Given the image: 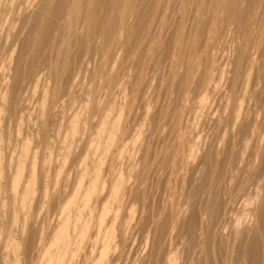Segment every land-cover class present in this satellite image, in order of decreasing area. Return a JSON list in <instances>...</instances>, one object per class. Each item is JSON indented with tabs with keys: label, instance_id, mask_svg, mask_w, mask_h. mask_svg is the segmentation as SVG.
<instances>
[{
	"label": "bare ground",
	"instance_id": "obj_1",
	"mask_svg": "<svg viewBox=\"0 0 264 264\" xmlns=\"http://www.w3.org/2000/svg\"><path fill=\"white\" fill-rule=\"evenodd\" d=\"M183 1L185 3H189V5L192 3L196 4L194 7H196L195 10H197L198 14L195 15L193 18L191 15V19L189 20L188 23L190 24V26L189 25L187 26L189 27V31L182 32L178 36L175 35L176 36L175 40L174 38L172 39V41L173 40L175 41V43L173 44L174 48L172 49V51L170 49L172 47L171 44L165 41L166 39L164 38V36H162L161 31L157 29V27H159L160 24L164 22V17H161V13L165 6V0H13L11 3V9L14 12L16 18L15 20L17 22V24L15 23V25L17 26V30L16 32L12 31L10 37H12L11 39H13L17 45H19L18 43H20L19 46L20 48L17 46L19 50L15 51L17 53L15 57H13L14 54L12 53L13 56L10 55L11 57L9 56L10 58L9 57H8L9 59L7 58V63L9 62V64H7L8 69L5 67L7 69V72L4 73L5 83L2 85V89H1L2 92L0 94V118L2 117L3 112L5 110H7L6 113L8 116L7 115L6 116L9 117L10 120L16 118L17 113L19 112L17 111L19 110L18 109L19 101L21 100L20 92L21 89H24L23 87L24 84L26 85L29 82L34 84L36 83V85L41 84L43 85V91L41 93V104H40L41 108L39 107L40 112L38 113H40L39 116H41V127L44 132L43 137L44 139L47 138L49 135V130H48L49 129L48 123L50 120L49 117L51 118L50 115L53 112V107L59 102V100L62 97L61 95H63L64 92H66V95L67 94L71 95L70 94L71 90L74 89L72 87H74V85L77 84V83L75 84L74 81L75 80L74 72L76 70V66H78L79 64L80 66L83 65L84 58L85 59L87 58V61H91L94 59L96 60V57L99 54H105L109 57L113 55H117V57H119L122 60V62L125 61V59H127L129 55L130 56L131 54L134 55L135 56L133 62L134 67H132V70L134 71L133 68H135L136 72L130 78V80L128 78L126 84L128 87L132 86V91L134 93L142 94L144 92L143 85L139 83H142V72H143V66L145 65L144 57L146 56L147 52L151 53L150 56L152 57L153 55L151 59L155 58L154 59L155 65L158 68H160V70L163 72L160 73L159 75L160 80L158 82L160 86L165 87V88L163 87L164 88L163 91L167 89V91H165L164 93L168 92L167 94H170L171 92L172 94H174V96L171 94L173 97L170 98L171 100H169V102L167 101L168 104L164 103L163 105H161L160 104L161 102L159 103L161 105L160 106L161 109L160 111L158 109L157 111L158 113L157 112L156 113L154 112L155 114L150 113L151 110H148L149 109L147 108L148 104H146L147 114L153 116V118H151V116L149 115L150 119H153V121L155 120L156 122L155 121L153 122L152 120L150 121H152V124L153 123L154 125L156 124L155 126H157V129L160 127L162 122L169 121V124L167 123L168 126L170 125L169 135L170 137L174 135L173 136L174 138L172 139L170 138V139L171 142L174 139L173 141H175V144H172L174 143L172 142L171 143L172 145H170L169 141L167 143L166 140L165 145L164 143L162 144L165 146L163 148H165L166 150L163 149L162 146H159L161 147L160 148L161 151L163 150L161 152V154L163 153V155L165 151H166L165 154L168 153V151H170V154L168 153V156L162 155L163 158H161L160 155H158L160 154V152L158 151H157L158 153L156 152V150L159 149L158 148L155 150L158 157L154 159L153 156L154 152L151 150L152 147L150 148V152L152 151V155H150L151 153L148 150H146L147 143H145L144 145L142 144L141 146H143L144 152L142 151L141 152L144 154V157L142 153L140 151L139 152L141 153L140 160H142L141 162L143 163L141 164V162L138 160L139 162L138 163L134 162L131 166V169L129 170L130 171L129 179L132 180L134 179V181L131 182L130 185L128 184L129 186H126V182L121 175L115 180L113 179L111 190H108L109 192L107 193L108 197L106 195L104 196L103 199L100 198L102 194L99 193L100 192L99 183L101 179L99 167L102 159L101 161H99V163L97 162L98 164H96L95 166L96 168L95 173L93 174L92 178H90V182L88 186L85 187L86 189H84V193H82L84 194V198H83L84 200L82 204L83 209L80 210L79 213L77 214L78 218L77 221L75 222V226L78 227V233L77 236H75L77 239L75 241V245L79 247L84 243L85 239L87 238V233L92 223V219L84 218L85 216L84 213L88 208L91 207V201L95 199L96 201L93 200L94 202L102 203L105 197H107V200L109 198V201L104 205H102L101 209L98 212V216L96 215L97 218L96 224L98 227L97 241L101 239V244L99 248V253L92 264H105L106 262L113 261L112 259H114V256H111L112 254L110 255V258L108 257H109V253L115 248L118 247L121 248L120 249L121 251L119 252L120 256L123 253V250L125 251V247L127 244V232L128 229H130V223L125 218L123 219L122 217H120V215L115 214L110 224L109 223L108 225L106 224V231L103 235H101V238H100V233L102 227L105 226L107 215L109 214L112 208L110 207L111 205H109L110 202L117 201L119 203L123 197L124 198L126 197V195H128V197L130 196L132 198H136V200L137 199L140 200L141 202H139L140 203L139 205L143 203L142 204L143 206L145 205L147 206L148 216L146 218L147 220L149 219V221H151L152 224V230H151L153 232L152 248L149 249L150 252L147 255H145V257L142 258L143 261L141 260L140 262L141 264L142 262L146 261V259L148 260L152 259V257L155 258L154 261L157 262L163 256H165L164 264L165 263L187 264L186 261L188 262L191 261V264H202V261H198V259L197 261L194 260V258H196L195 254L197 253L196 254L197 256L198 253H200V250L204 251L205 249H208L212 245L216 247V250L213 251L217 252V254L214 255L213 258L214 263L211 261L212 264H264V232H263L264 186L261 187L260 184L258 185L257 183V186L255 187L256 189L255 192H252L253 194H251L250 197L247 196L248 199H245L246 201L242 202L244 206L246 205L245 206L246 208H248L247 206H249V208L247 210L245 208L246 213H243L240 217H236V218H232V213L237 208L235 206V203H233L232 200L229 203H226L225 201H223V199H220V197L222 196L218 197L219 190L221 189V184L226 176L225 174L227 173V178L230 181H232L235 178L236 174L239 173L238 171L240 167L241 169H243L242 168L244 167L243 165H246L245 163L241 166V163L246 162L245 159L246 156L248 155V150L250 149V147H252V145L254 146L252 148L253 149L255 148L257 152L254 154L255 161L254 159H252L254 158V155L251 158L252 149L250 150L251 154L249 153L251 155L250 161L251 160L254 161V164L251 167L253 172L251 171L250 172L251 175L249 174L250 178L252 179L254 178L255 181L258 179L256 177L259 176L264 177V145L262 144L264 142H261L263 140L261 137L262 135L261 136L258 135L259 131L257 132L258 129L256 127L257 125L255 123L256 121L255 122L254 120L252 121L254 116H252L251 120L248 118L249 122L251 121L252 123L254 122L256 124V125L253 124V127L251 123L249 124L248 121L247 122L245 121L244 116L246 114L244 113L245 114L244 116H242L241 114L242 103L240 101V99L242 100L243 98L244 100L246 98L245 96L248 95L247 93L248 91H251L249 93V95L250 94L251 95L248 96L247 99L249 97H250L249 99L251 100L256 99L257 101H260L261 103L260 106L262 105L264 106V51L262 52L259 49L258 45L255 42L256 38L250 35V31L254 28V27L252 28V26L258 23L259 36L264 38V0H255L252 2L251 0H183ZM256 3L261 8L259 12L256 10L257 9ZM208 4L211 7V9L209 10H212L213 12L219 11L220 13L217 14L218 15L221 14V16H219L220 20L226 23V25L231 26L230 30H232V34H230L231 35L230 40L232 41L233 44L232 50L235 52L233 54H236L232 56L233 57L232 61L235 62L236 60V62L241 66L235 68L236 69L235 75L233 74V76H228L226 78V83L228 85L226 88H230L231 91L229 92H231V94H234L233 96L236 98V94H238L242 88V86L240 88V86L237 83L238 82L237 77L239 75L238 72L240 73L241 71L239 70L245 67L249 68V70L256 69V71H258L257 82L258 84H261V87L259 86L260 90L254 91L253 93H252L253 89L249 88L248 90L249 86H253L250 83L252 80L253 73L251 74L252 71L250 73L246 72L247 73L245 79L246 86L245 89H242L244 90L242 94L243 96L241 95L240 99L237 96V99H239L240 101L239 106L234 112L233 119H231L232 122L226 123L227 126L231 124V127L230 125L228 126V128L226 127L227 130L230 128L229 131L227 132L224 131L225 133H223L224 137L227 136L226 140L228 139L227 140L228 147L234 150L236 146L240 145L239 146L240 148L239 151L235 153V156L231 157L227 169L226 168H225L226 170L224 169L225 173L223 174L222 172L223 170L221 171L220 168L219 170L217 169L214 170L213 175L212 172H210L209 175L208 171L212 170V168L211 170H209L210 165L212 167L216 157L221 153L220 152L221 148L217 146L215 147L214 141L209 145L201 141L202 144L195 143L192 146L191 145L188 146L189 145V143H187L188 141L186 140V138L183 137L184 141L182 138L178 142L179 137L180 138L182 137L179 136L181 135V129H182L181 126L182 118H183L182 111H184L182 109L188 106L190 111H192L193 106L192 104H191L192 107H190V105L187 104L186 106L185 104H175L179 100V97L181 96L183 97V95H186V98L190 100V97H193L194 92L196 93V90L203 88L208 89L210 84L212 83V80L214 79V75L212 74L214 70L213 49H214V44H216L214 42L215 41L218 42L221 36L217 35V33L214 36L208 34V15H209ZM1 7L3 8V6ZM183 12L184 10L182 11V13ZM192 14H193V10H192ZM216 20H218V17H215V21ZM217 29L219 28L214 27L213 29L211 28V31L215 33L217 32ZM168 36H170V34ZM166 38L167 40L171 39V37H166ZM259 41L261 42L262 40ZM228 43L230 42L228 41ZM2 45H4V42L2 43ZM258 51H261V56L263 57L260 65L257 62V57L256 58L254 57V55ZM169 54H172V59L170 60L169 65H167L168 66L167 67L164 64L165 62L164 60L166 57L169 56ZM148 57L149 55L147 56V58ZM229 57L230 56H228V58ZM230 59L231 57L229 58V60ZM87 61L85 60V62ZM233 62L231 64H233ZM146 63L148 64V62ZM92 65L94 66V64ZM161 65L162 67L165 66V68L167 69L164 68L161 69L162 68ZM237 66L238 65H236V67ZM78 68L79 67H77V69ZM246 71H248V69ZM225 73L227 74V71L225 72V70H222L221 79L224 78ZM158 74L159 73H157V75ZM101 76H103V74ZM116 79H117L116 74L113 73V75H110V77L106 82L109 81V84H114L116 82L115 81ZM159 84L154 88L157 87L159 89L160 87ZM237 87L240 89L238 90ZM163 91L161 90L162 93ZM157 92L155 93L157 94ZM229 96L231 98V95ZM198 102L199 104H195V105H198L196 106L198 107L197 109L198 110L201 109V111L200 110L199 111L203 113L202 110L205 107L206 98L204 97L200 99ZM151 105H149L150 108L152 107ZM246 106L248 108V105ZM262 107H260L261 111L263 109ZM198 110L195 112L193 111L194 116L196 117L200 115V112H198ZM55 112L57 111L55 110ZM222 117L220 116L219 120H217L219 125L220 123H222V121H224L223 119H225V117L223 118ZM120 118L121 115H119V117L116 120L109 122L110 116L107 114L105 116L104 125L97 134L98 135L97 139L102 140L103 137L102 135L103 133H105V130L107 128V134H105L106 140L104 142V145L102 144L103 145L102 153L105 155L109 152L110 146L114 143L117 136L119 135L118 134L119 131L123 130L122 129L123 123L121 124ZM80 119L75 118V120L71 123L69 129L70 136L77 134L78 131L80 130L78 127V123H81ZM225 121L223 123H225ZM223 123L222 125L225 126ZM109 124L110 127L108 128L107 126ZM164 126L163 128L161 127L160 129H158V131L161 129L163 130ZM215 129L214 131H216ZM143 131L144 133H147L145 132V130ZM211 133H213V131ZM261 133L262 132H260V134ZM155 139H157V137H155ZM221 139L225 140V138H221ZM259 139L262 140L260 141ZM254 141L257 142L258 145ZM259 141L261 142L262 145L258 143ZM149 145L150 143L148 144V147ZM225 148H227V146ZM66 149L67 152H69L68 146L66 147ZM229 149L227 154H229ZM138 150H142V147H140V149ZM29 152H30V145L28 143L23 144L22 146L23 156L27 157L29 155ZM229 156L227 158H229ZM1 159H0V215L7 213L9 215V219L12 222L17 221L19 212H23L25 216L30 217L32 210V202L34 201L35 198L34 174L36 170V162L35 161L33 162L31 175L28 178L29 180H27L26 182L23 181L24 168L26 166V162L25 160H21V159L17 161V163L13 168L14 170L11 172L10 175H8L9 179L6 182H3L1 178L4 172L3 170L5 169L2 166ZM212 159L213 161H210ZM256 160L258 161L257 163ZM217 161L218 160H216L215 163ZM247 161H249V159ZM169 162L172 164L170 165V168L172 166V169L173 170L175 169L173 172H175L176 174H177L176 172L177 169L179 171H183V173L181 172V175H179V173L175 175L174 173L175 176H180V178H175V179L176 180L179 179L178 181H181V183L178 182L179 185L177 183H175V185H177L176 195L179 194L177 198L178 199L181 198V199L177 200V202L175 203H171V204L168 203L169 205L167 204L163 207H159V206L155 207L154 205L150 206L148 203V199H150L149 192L147 194V191L149 190H147L146 183L149 177L153 176L154 179L157 180L156 187H158L161 180L159 177L161 176L162 178L161 173L159 176V172L162 171L164 168H166L165 166ZM138 164L142 166L141 172L140 171L138 172L137 170L140 169V167L138 168L137 166ZM220 164H218L217 162L216 165H220ZM263 177L262 179L259 178L260 182L261 180L264 182ZM170 181L171 180L169 178V182ZM236 184H239V182L238 183L236 182ZM175 185L173 186V188L175 187ZM166 186H168V183L166 184ZM236 187L238 188L237 192L239 193L242 192L243 190H246L247 192V189H245L248 188L247 186L237 185ZM246 192L245 191L243 192L245 193L244 195L248 194V193L246 194ZM3 193L7 194L6 196L7 201H4V198L2 197ZM239 193L237 194L236 197H234L236 198L235 199L236 201H238L237 199L239 198L238 196L240 195ZM47 194L48 193L46 190L45 196ZM247 197L245 196V198ZM234 198L232 199L234 200ZM53 199L51 201H55ZM241 199H244L242 198V195H241ZM7 203H9L10 205L9 208H6ZM71 203H73V201ZM235 214H237L236 211ZM222 218H224L225 222L228 223L231 222V226L229 230H227V232H226V227H224L225 228L224 231L222 230L219 231L218 229H215L214 225H216V223H218L217 221H219V219ZM248 218H253V220H250ZM23 222L24 225L22 226L21 229L22 231H24V229L27 227L29 228L32 227L31 226L32 223L30 225L26 219ZM71 224L73 223L71 222ZM71 224H69V215H67V217L60 222V228L54 234L52 246L43 253L41 259L42 264H69L70 261L73 260V255L70 253L72 248L71 250H69L70 244H72L71 240H73L71 239L70 236L71 233L69 232V227ZM10 227H9L10 234H13V232L15 233V231L17 233L18 232L20 233L19 229L17 230L13 229L15 230L13 231L11 230L12 228L10 229ZM28 231H29V235L27 237L26 236L22 237L18 235L16 237V234L15 236L10 235L12 238L10 239L7 247L8 250L14 256L13 264H20V262H23L24 264H32L34 259L36 261V257H35L36 250H37V254L40 253V251L42 250L41 248L42 245L40 246V244L38 243L39 240L36 239L37 236L36 233L32 232L34 230L32 229V231L31 230ZM165 236H170V237L173 236L175 238L179 237L181 239L179 240L181 241L179 243H181L183 247L181 252L186 254V258L183 259L182 263L180 262L181 257L177 253H172L166 250L165 247L166 245L163 244V240L165 239L164 238ZM77 251L78 250H76V252ZM40 255L41 254H39V256ZM206 255L207 257H205L204 260H205V264H208L210 260L209 259L210 255L208 251ZM146 264H148V262Z\"/></svg>",
	"mask_w": 264,
	"mask_h": 264
},
{
	"label": "rangeland",
	"instance_id": "obj_2",
	"mask_svg": "<svg viewBox=\"0 0 264 264\" xmlns=\"http://www.w3.org/2000/svg\"><path fill=\"white\" fill-rule=\"evenodd\" d=\"M12 1L13 0H0V5L3 6V8L0 6V20H1L0 21V39H1L0 40V94L2 92L1 91L2 85L5 83L4 73L7 72V69H8L7 64H9V62L7 63V58L10 55L13 56V54H14L13 57H15L17 55V53L15 51L16 50L18 51L19 50L18 47L20 46V43L17 42L19 44V45H17L16 42L13 39H11L12 37H10V35L12 34V31L16 32V30H17V26L15 25V23L17 24V22L15 20L16 18H15L14 12L11 9ZM252 1H255V0H251V2ZM193 4L194 3L189 5V3H185L183 0H169V1L165 0V6H164V9L162 11L163 14L161 13V17H164L165 24L163 22L162 24H160L159 27H157V29H159L161 31L162 36H164V38L166 39L165 41L171 44V46H172L170 48L171 51L174 48L173 44L175 43L174 40H175L176 36H178L182 32L189 31V27H187V26L188 25L190 26V24H188V23H189V20L191 19V15L193 18L195 15L198 14L197 10H195L196 7H194L196 4H194V5ZM256 5H257L256 10L259 12L261 10V8L259 7V5L257 3H256ZM208 7H209L208 8V14H209L208 15V34L214 36L217 33V35L221 36L220 40L218 42H216V41L214 42V43H216V44H214V49H213L214 70H213L212 74L214 75V79L212 80V83L210 84L208 89L203 88V89L196 90V93L194 92L195 96L193 95L194 98L190 97V100H189L188 98H186V95H183V97L181 96L182 98L179 97V100L177 101L178 103L176 102L175 104H185V106L187 104V105H190V107L193 106L192 111H190L188 106L185 107L186 109L185 108L182 109V110H184V111H182L183 112V118H182V123H181L182 129H181V135H179L182 137L180 138L179 136H177V137H179L178 142L183 137L186 138V140L188 141L187 142V143H189L188 146H190V145L192 146L195 143L200 144L201 141L203 143H206L209 145L210 143H213V141H214V146L221 148L220 149L221 153L216 157V159L214 158L215 161L218 160L217 161L218 164H220V163L221 164L216 165L217 162L215 163V161H214L212 167L210 165V169H209V170H211V168H212V170L208 171L209 175H210V172H212V175H213L214 170H216V169L219 170L220 168H221V171L223 170L222 172L224 174L225 170L228 167V163H229L231 157H234L235 153H237L239 151L240 145L236 146L234 148V150L231 149L230 147H228V145H227L228 139L226 140L227 136L224 137L223 133L229 131L230 128L228 130H227V128L229 125L231 127V124H229L227 126L226 123L232 122L231 119H233L234 112L238 108L240 101L242 103V109H241L242 116H244L245 114L247 115V118L245 115L244 119L246 122L248 121L249 124L251 123L252 127H253V124H255V123L257 124V125L255 124V125L258 129L257 132L259 131L258 135H260V136L262 135L261 137L263 139V140L261 139L262 141L259 139L261 142H264V138H263L264 137V121H263V119H264V106L263 105H262L263 107L260 106L261 105L260 101H257L256 99L251 100V99H249L250 97L247 99V97L251 95V94L249 95V93L251 91L247 92L248 95L245 96L246 98L244 100L242 97H241L242 100L240 99V96L243 94V91H244L242 89H245V86H246V81H245L246 75H247V73H250L251 71H252L251 74L252 73L253 74H252V80L250 83L253 86H249L248 90H249V88L253 89L252 93L254 91L260 90L261 84H258V82H257L258 71H256V69H250L249 70V68L245 67V68H241L242 70L241 69L239 70L242 72L244 69V71L242 72L243 74L241 72L240 73L238 72L239 75L237 74L238 75V77H237L238 82L237 83L240 86V88L242 86V88H241L242 92H241V90H240V92L238 91L239 93L236 94V98L233 96L234 94H231V92H229V91H231V89L226 88L228 86L226 83V78L228 76H233V74L235 75V70H236L235 68H238L241 66L236 62V60H235L236 63L232 61V59H233L232 56H234L236 54H233L235 52L232 50L233 44H232V41L230 40L231 39L230 34H232V30H230L231 26L226 25V23H224L220 20L219 16H221V14H219V15L217 14V13H220L219 11L213 12L212 10H209V9H211L209 4H208ZM180 9H182V10H180ZM183 10H184V12L182 13ZM192 10H193V14H192ZM179 17L180 18L182 17V18L180 19ZM215 17H218L219 21L218 20L215 21ZM182 19H183V21H182ZM178 21L180 22V24ZM224 26L226 27V29ZM214 27L219 28V29H217V32H215V33L211 31V28L213 29ZM222 28H224V29H222ZM252 28L253 29L250 31V35L252 37L256 38L255 42L258 45L259 49L263 52L264 51V46H263L264 45L263 44L264 38L259 36V24L256 23L255 25L252 26ZM162 30H163V32H162ZM230 31H231V33H230ZM8 32H9V34H8ZM15 32H13V33H15ZM169 34H170V36H168ZM220 34H222V35H220ZM7 35H9V36H7ZM9 37H10V39H9ZM166 37H171V39L167 40ZM173 38H174V40L172 41ZM12 40H13V42H12ZM221 40H223V41H221ZM259 40H262V41L260 42ZM2 41L4 42V45H2V43H3ZM228 41L230 43H228ZM1 45H2V47H1ZM261 51H258L254 55L255 58L257 57V62L259 65H260L261 60L263 58L261 56ZM253 53H255V52H253ZM226 54H227V56H226ZM100 55H101V57H100ZM148 55H149V57L147 58ZM150 55H151V53H149V52L146 53V56L144 55L145 56L144 57L145 65L143 63L144 66H143V72H142V83H139V84L143 85V89H144V92L142 93L143 95L134 93L132 91V86L128 87L126 84L128 78L130 80V78L136 72L135 68H133L134 71L132 70V67H134L133 66V62L135 59L134 55H132V54H131V56L129 55L127 57V59H125V61H123V62L119 57H117V55H113V56L109 57L105 54H99L96 57L97 61L95 59L91 60V61H87V58L86 59L84 58L83 59L84 60L83 61L84 67H83V65L80 66V64L78 66H76V70L74 72V78H75L74 81H75V84L76 83L77 84L74 85V87H72L74 89H72L73 91L71 90V93H70L71 95H69V94L66 95V92H64L63 95H61L62 97L59 100V102L53 107V112L50 115L51 118L49 117L50 120L48 123L49 135L45 139L43 137L44 132H43V129L41 127V116H39L40 113H38V112H40L39 110L41 108L40 104H41V93L43 91V85L37 84L38 85L37 86L36 83L34 84V83H30V82H29L30 84L29 83L26 85L24 84V86H23L24 89H21V92H20L21 93L20 94L21 100L19 101V108H18L19 110H17L19 112L17 113L16 118L10 120V118L7 117L8 116L6 113L7 110H5L3 112V115L1 117L3 120L0 118V159L2 158L1 162H2V166L5 170H3L4 172H3V176L1 178V180L3 182H6L9 179L8 175H10L11 172L14 170L13 168L19 159L25 160V162H26V166L24 168V179H23L24 182L29 180L28 178L31 175L32 164L34 161L36 162V170H35V174H34V178H35L34 197L35 198H34V201L32 202V210H31L30 217L25 216L23 212H19L17 221L12 222L9 219V215L7 213H6L7 215L6 214L0 215V264H13V262H14L13 261L14 256L8 250V247H7L10 239L12 238L11 236H15V234H16V237H17V235L22 236V237H24V236L27 237L29 235L28 230L32 231V229L34 230L32 232L36 233V235H37L36 239L39 240L38 243L40 244V246L42 245L41 246L42 250L40 251V253L37 254V250H36V252H35L36 261L34 259L32 264H42L41 259H42L43 253L52 246L54 234L59 230L60 222L64 218H66L67 215H69V224H71V222L73 223L69 227V232L71 233L70 236H71V239H73V240H71V243L73 245L70 244L69 250H71V248H72L70 253L73 255V260L70 261L69 264H92L95 261L97 255L99 253V248H100V244H101V239H99L97 241L98 227L96 224L97 223L96 215L98 216V212L101 209L102 205H104L105 203H107L109 201V198L107 200V197H108L107 193L109 192L108 190H111L113 179L115 180L116 178H118L121 175L126 182V186H129L130 183L134 181V179L133 180L129 179V173H130L129 170L131 169V166L134 162L138 163L139 161L140 162L142 161V160H140V158H141L140 154L142 152H144V148H143V146H141L142 144L144 145L145 143H147L146 144L147 149L146 148L145 149L148 150L149 152H150V148L152 147L151 150L155 154V155L153 154L154 159L157 158L158 155H160V157L163 158L162 157L163 153L161 154V152L163 150L161 151V149H160L161 147H159V146H162V148L165 147L164 145L166 142L168 143V141H169L170 145L175 144V141H173L174 139L172 140V142H174V143L171 142V139L174 138L173 137L174 135L173 136L171 135L172 137H170V135H169V132H170V130H169L170 125L168 126L169 121L168 122H162L158 129H160L161 127L163 128V126L165 124L164 129L163 130L161 129L158 131L157 126H155L156 124L155 125H154V123L152 124L153 119H150L151 115L147 114L146 104H148L147 105V108H149L148 110H151L150 113L155 114L158 111V109L160 111L161 105H163L164 103L168 104L169 100H171L170 98L174 96V94H172L170 91H169L170 94H167L168 92L164 93L165 91H167V89L163 91V89L165 87L160 86V84L158 82L160 80L159 75H160V73H163V72L160 70V68H158L155 65V60H154L155 58L151 59L153 57V55H152V57ZM170 55H171V57H170ZM228 56L231 57L230 60H229L230 57L228 58ZM224 57L226 59L227 58L228 59L226 60ZM171 59H172V54H169V56L165 58V60H164L165 62L163 61L164 64L166 66L169 65V62ZM85 60L88 63L85 62ZM103 60H104V62H103ZM145 61L148 62V64ZM232 62H233V64H231ZM92 64H94V66ZM236 65H238V66L236 67ZM77 67H79V68L77 69ZM105 67L108 69H106ZM161 67H162V65H161ZM163 68L167 69V68H165V66L162 67L161 69H163ZM229 68H230V70H229ZM245 69L246 70L248 69V71H246ZM222 70H225V72L227 71V74L225 73V75H224V78H223L224 80L221 79ZM102 72H104V73H102ZM113 73L116 74V77H117V79L115 80L116 82L115 83L113 82L114 84H109V81L108 82H106V81L108 80L110 75H113ZM157 73H159V74L157 75ZM102 74H103V76H101ZM254 74H256V75H254ZM158 84L160 86L159 87L160 90L157 87L154 88L155 86H158ZM104 85H105V87H104ZM240 88H238V90ZM155 89H156V91H155ZM161 90L163 91L164 94L161 92ZM154 91L155 92L158 91L160 94L158 92L156 94ZM228 94L231 95V98ZM155 95H157V96H155ZM33 96H35V97H33ZM37 96H38V99H37ZM232 96H233V98H232ZM237 96L240 99V101H239V99H237ZM152 97H153V99H152ZM204 97L206 98V103H205L204 109L202 110L203 111V113H202V112H200L201 109H199L200 111L197 109L198 107H196V106H198V105H195V104H199L198 101ZM155 99H156V101H155ZM62 100H63V102H62ZM21 101H24V102H21ZM163 101H166V102L168 101V102L166 103ZM191 104H192V106H191ZM149 105H151L152 107L150 108ZM246 105H248V108ZM249 105H251V106H249ZM107 106H109V107H107ZM24 107H25V109H24ZM260 107L263 108L262 111H261ZM97 108H98V110H97ZM99 109L101 112L99 111ZM55 110L57 112H55ZM197 110H198V112H200V115L196 117V116H194V112ZM246 110H248L249 112ZM253 111H254V113H253ZM107 114L110 116L109 122L116 120L119 117V115H121L120 119H121V124L123 123L122 124L123 130L119 131V133H118L119 135L117 136L114 143L110 146L109 152L105 155L102 153V150H103L104 142L106 140L105 134H107V128L105 130V133H103V135H102L104 137V138L102 137L103 141L97 139V137H98L97 134L101 130V128L103 127L104 121H105V116ZM249 115H251V116H249ZM145 116H146V118H145ZM220 116L225 117V119H223L224 121L227 120V121H225V123H223L224 121H222V123L225 126H223L222 123H220V125H219L217 120H219ZM252 116H254L253 119H252ZM260 116H261V118H260ZM6 117L9 119H7ZM75 118H79V119L81 118L82 119V120L80 119L81 123H78V127L80 130L78 129L79 131L77 134L70 136V134H69L70 125L75 120ZM151 118H153V116H151ZM214 118H217V119H214ZM248 118L250 120L252 119V121L254 120V122L255 121L256 122L255 123L254 122L252 123L251 121L249 122ZM146 119H147V121H146ZM246 119H248V120H246ZM150 120H152V121H150ZM261 121H263V122H261ZM219 122H221V121H219ZM4 125H6V126H4ZM259 126H260V128H259ZM107 127L109 128L110 124ZM154 127H155V129H154ZM146 129H148V130H146ZM214 129L216 131H214ZM143 130H145V132H147V133H144ZM154 131H156V132H154ZM212 131H213V133H211ZM260 132H262V133L260 134ZM155 137H157V139H155ZM214 137H215V140H214ZM184 138H183V141H184ZM221 138H225V140H223ZM93 139H95V140H93ZM160 141H162V142H160ZM260 141L258 142L259 144H261ZM25 143H28L30 145V152H29V155L27 157H24L23 153H22V146ZM149 143H150V145L148 147ZM154 143H156V144H154ZM163 143H164V145H162ZM255 143L257 144V142H255ZM262 144L264 145V143H262ZM138 145H139V147H138ZM67 146L69 148V152H67V149H66ZM101 146H102V148H101ZM226 146H227V148H225ZM140 147H142V150H138V149H140ZM252 147H254V146L252 145ZM252 147H250V149L248 150V155H247L248 157L246 156V159H245L246 162L241 163V166L246 163V165H243L244 166V167H242L243 169H241V167H240V169L238 171L239 173L236 174L235 178L232 181H230L227 178V173H226L225 174L226 176L224 175L225 179L223 180V182L221 184V189L219 190L218 197H220V196L223 197V198L220 197V199H223V201H225L226 203H229L232 200L233 203H235V206L237 207L235 210L237 214H235V211H234L232 213V218L240 217L243 213H246V211H245L246 205L244 206V204H242V202L243 201L245 202L246 201L245 199H248V197H250L251 194H253L252 192H255V190H256L255 187L257 186V183H258V185L260 184L261 187L264 186V184H263L264 182L262 180H261L262 183L260 182V179H262L263 176L262 177L261 176L256 177L258 179L255 181H254V178L253 179L250 178V175H251L250 172L252 171L251 167L255 161V155L254 154L257 152V150L255 148L253 149ZM158 148L160 149V151ZM156 149H158V150H156ZM163 149H165V148H163ZM228 149H229V154H227ZM251 149H252V151H251L252 154L250 153ZM155 150H156V152L157 151L160 152V154L157 155ZM169 150H170V148H169ZM139 151L140 152L142 151V152L140 153ZM152 151L150 152L151 154L149 153L150 155H152ZM167 151H168V149H167ZM165 152H164V155H166V156H168V153L170 154V151H168V153H166V154H165ZM142 155L144 157L143 153H142ZM229 155H231V156H229ZM253 155H254V158H252ZM228 156H229V158H227ZM250 156L252 159H254V161L253 160L250 161V159H251ZM152 157H151V159H152ZM101 159H102V161H101ZM248 159H249V161H247ZM257 160H259V159H257ZM257 160H256V163L258 162ZM99 161H101V164L99 167V171L101 174L100 175L101 179H100V183H99V189H100L99 193L102 194L100 196V198L103 199L104 196H106V195H107V197H105V199L103 201L101 200L102 203L101 202L96 203V202H94L96 200L93 199L94 201L93 200L91 201V207L88 208L86 210V212L84 213V215H85V216L83 215L84 218L85 219H88V218L92 219V223H91V226H90L89 231L87 233V238L85 239L84 243L78 247L75 245V241L77 240L75 236H77V233H78V227L75 226V222L77 221V218H78L77 214L79 213L80 210L83 209L82 204H83V200H84L83 199L84 194H82V193H84V189H86L85 187L88 186V184L90 182V178H92L93 174L95 173V169H96L95 166H96V164L99 163ZM210 161H213V159ZM224 162H225V164L226 163L227 164L225 165ZM142 163L143 162H141V164ZM214 163H215V165H214ZM139 164L137 166H138V168L140 167V169H137V170H138V172L139 171L141 172L142 166H140L141 164L140 165ZM168 164L165 166L167 169L164 168L162 171L159 172V176L161 173L162 178H164L166 175V177L164 178L165 180L162 179L161 176L159 177L161 179L160 184H159L160 187H159V185H158V187H156L157 186L156 185L157 180H155L153 176H150L147 183H146L147 190H149V191H147V194L149 192V198L150 199H148V203L150 206L154 205L155 207H158V206L163 207V206L167 205L168 203L169 204L175 203V202H177V200L181 199V198H179V199L177 198L179 194L176 195L177 194V192H176L177 191V188H176L177 185H175V183H177V184H178V182L181 183V181H178L179 179L178 180L175 179V178H180V176H175V175H177L178 173H179V175H181V172L183 173V171H179L177 169L176 170L177 174H176L175 172H173L175 169L173 170L172 166L170 168V165H172V164L171 163L169 165ZM214 166H216L217 168ZM174 173H175V175H174ZM169 178L171 180L170 181L171 183L169 182ZM175 181H177V182H175ZM243 181H244V183H243ZM236 182L237 183L239 182V184H236ZM255 182H256V184H255ZM167 183H168V186H166ZM173 184L175 185L174 188H173V186H174ZM261 184H263V185H261ZM237 185L247 186L248 188H245V189H247V192H246V190H243L240 193L237 192V190H238V188L236 187ZM148 188H150V189H148ZM46 190H47L48 194L45 196ZM244 191L246 192V194L247 193L248 194L244 195L245 194V193H243ZM158 192H160V193H158ZM238 193L240 194V195H238L239 198L237 199L239 202L235 200L236 198H234L237 196ZM241 195H242V198H244V199H241ZM6 196H7L6 193L2 194L4 201H7ZM122 196H121V198H122ZM245 196L246 197L248 196V197L245 198ZM56 197H57V199H56ZM126 197H128V195H126ZM126 197L125 198L123 197L124 199L122 198V200L119 203L117 201L116 202L115 201L110 202L109 205H111L110 207H112V208H111V211L109 212V214L107 215L105 226L102 227V230L100 233V238H101V235H103L106 231V224L107 225H108V223L110 224V222L112 221L113 216L115 214L120 215V217H122L123 219L125 218L130 223V229H128V232H127V244L125 247V251L123 250V253L120 256L119 252L121 251L120 250L121 248L118 247V248L113 249L109 253L108 258H110V255L112 254L111 256H114V259H112L114 262L110 261V262H106L105 264H141L140 263L141 260L143 261L142 258L145 257V255H147L150 252L149 249L152 248L153 232L151 231L152 230L151 221H149V219L147 220V218H146L148 216L147 206L146 205H145L146 207L143 206L142 205L143 203L141 205H139L140 204L139 202H141V201L138 199L136 200V198H132L130 196L128 198H126ZM170 197H172V198H170ZM231 197L234 198V200ZM156 198H157V200H156ZM52 199L55 201H51ZM149 200L151 203L149 202ZM46 201H47V203H46ZM72 201H73V203H71ZM75 203H76V205H75ZM159 203H161V204H159ZM116 204H117V206H116ZM9 206H10L9 203H7L6 208H9ZM79 207H81V208H79ZM116 207H117V209H116ZM247 207L249 208V206H247ZM248 208H246V210ZM90 210H91V212H90ZM123 215H124V217H123ZM25 219L28 221V223L30 225L32 223V225H31L32 227H30V228L27 227L24 229V231H22L21 229H22V226L24 225L23 221H25ZM248 219L253 220V218H248ZM120 220H122V219H120ZM146 220H147V222H146ZM217 222L218 223H216V225H214V226H215V229H218L219 231H221V230L224 231L225 230L224 227H226V232H227V230H229V228L231 226V222H229V223L225 222L224 218L219 219V221H217ZM10 226H12V227H10ZM9 227H10V229L12 228L11 230L19 229L20 233L19 232L17 233L15 230H13V231H15V233L13 232V234H10L9 233V231H10ZM6 229H7V231H6ZM27 231H28V233H27ZM263 232H264V228H263ZM169 237L170 236H165L164 237L165 239L163 238L164 239L163 244L166 245L165 246L166 250H168L169 252L177 253L181 257L180 262L182 263L183 259L186 258V254L181 252L182 248H183L182 244L179 243V242H181V241H179L181 239L179 237L178 238H175L173 236H171L170 238ZM168 238H169V240H168ZM116 240H118V239H116ZM211 247H209L208 249H205L204 251H201L199 249L201 255H200V253H198V255L196 256V254H197L196 253L195 254L196 258H194V260L197 261V259H198V261H202V264H205L204 259H205V257H207L206 253L208 251V253L210 255L209 256V259H210L209 263L212 264L211 261L214 263L213 258H214V255L217 254V252L213 251V250H216V247H214L213 245ZM76 250H78V251L76 252ZM117 253H118V255H117ZM212 253H215V254H212ZM36 254H37V256H36ZM39 254H41L40 255L41 257L39 256ZM203 255H204V258H203ZM38 257L40 258V260ZM152 259H149L150 261L148 259H146V261L142 262V264L143 263L146 264L147 262H148V264H164V262H165V256L161 257L157 262L154 261L155 258L152 257ZM186 263L191 264V261L190 262L186 261ZM20 264H24V263L20 262Z\"/></svg>",
	"mask_w": 264,
	"mask_h": 264
}]
</instances>
